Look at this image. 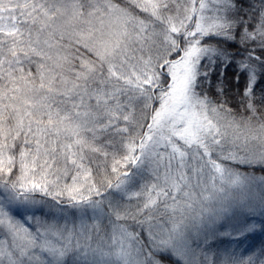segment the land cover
Listing matches in <instances>:
<instances>
[{
  "label": "snow or ice",
  "instance_id": "snow-or-ice-1",
  "mask_svg": "<svg viewBox=\"0 0 264 264\" xmlns=\"http://www.w3.org/2000/svg\"><path fill=\"white\" fill-rule=\"evenodd\" d=\"M0 264H264V0H0Z\"/></svg>",
  "mask_w": 264,
  "mask_h": 264
}]
</instances>
